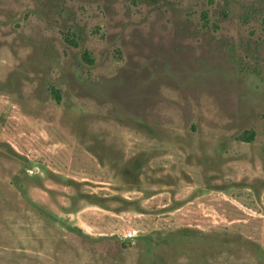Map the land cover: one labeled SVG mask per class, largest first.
Here are the masks:
<instances>
[{"label":"rangeland","instance_id":"obj_1","mask_svg":"<svg viewBox=\"0 0 264 264\" xmlns=\"http://www.w3.org/2000/svg\"><path fill=\"white\" fill-rule=\"evenodd\" d=\"M0 264H264V0H0Z\"/></svg>","mask_w":264,"mask_h":264},{"label":"trees","instance_id":"obj_2","mask_svg":"<svg viewBox=\"0 0 264 264\" xmlns=\"http://www.w3.org/2000/svg\"><path fill=\"white\" fill-rule=\"evenodd\" d=\"M84 55H85L84 57H85L88 61H92L87 53L84 54ZM246 139H247V141H251V140H252V136H248V137H246Z\"/></svg>","mask_w":264,"mask_h":264}]
</instances>
